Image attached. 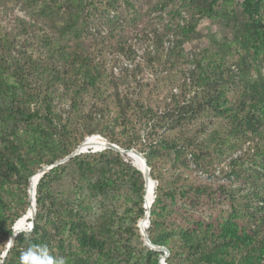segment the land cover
Segmentation results:
<instances>
[{"label":"rangeland","instance_id":"374dc122","mask_svg":"<svg viewBox=\"0 0 264 264\" xmlns=\"http://www.w3.org/2000/svg\"><path fill=\"white\" fill-rule=\"evenodd\" d=\"M77 1L80 0H0V28L21 47L24 44L21 38L24 30L34 29L38 33L45 30L54 37V42L79 45L87 52V62L91 66L98 70L105 69L108 74L112 68L113 75L119 69L124 72L123 67L126 65L124 61L119 60L117 52L133 47L138 54L137 60H140L137 70L143 78L142 82L147 85L146 88L159 86L164 92L172 86L175 88L177 83L155 82L156 77L160 76V68L158 60L153 59L156 55L151 51L149 36L150 31L158 30L170 37L179 36L182 40L180 53L174 56V60L178 61L173 60L180 63L175 69L181 70L179 83L185 78H190L192 74L194 75L191 77V84L198 78L202 79L204 72L196 69V60L203 53L211 51L217 54L213 58L221 56L229 64L230 83L223 84L220 88L230 96V100L237 95L240 101L250 106L252 97L263 93L264 0H82L79 4ZM76 9H81V17L74 25L75 30L66 38L60 34V30L69 22L68 18H71ZM253 28H257L259 32ZM18 53L16 49L11 57L17 56ZM148 53L149 57L152 56L150 59ZM173 55L168 56L167 52L163 51L160 60L169 59L171 62ZM38 57L42 59V63L50 64L46 53L42 52ZM204 64L201 68H205ZM42 70L43 67L40 71ZM57 70L59 75H56ZM171 70L176 73L173 67ZM47 74L49 79H45V90L39 92L35 101L28 105L31 111L38 108L41 114H50L54 125L63 123L72 129L80 125L79 119L83 113L96 112L92 120L98 128L107 136L121 138L120 126L112 120L114 109H103V96L111 90L107 89L103 95H99L100 93L97 94L98 92L86 85L85 81L74 83L70 75L63 76V68L59 65ZM172 77L171 75L170 78ZM38 80L37 74L26 71L24 89L36 88L41 82ZM135 84L134 82L133 85ZM101 108L103 110L99 112ZM226 120L224 115L211 113L203 119L205 126L200 129L201 137L206 141L203 143L204 153L200 156L201 159L211 160L212 169L209 174L212 188L209 197L211 205L205 217L211 216L215 224L225 222L232 215L235 204L232 194L241 189V185H237L239 176L245 181L244 185L250 188L257 185L264 171L263 156L258 151L259 140H256L264 129L243 134L247 141L235 152L227 143L219 146L217 141V137L227 134ZM39 123L48 124L44 119ZM15 125L17 133L9 135L16 144L11 151L4 149V140L0 138V255L8 240L7 225L22 209L25 191L26 194L28 191L24 177L32 170L37 172L45 166L39 157L29 153L23 145L26 138L37 136L34 126L27 125L23 120H18ZM4 127V124H0V131H3ZM75 133L78 134L77 131ZM85 137L88 136L81 138L68 154L56 161L68 156ZM229 138L233 139L232 136ZM206 148H209V151ZM103 150L105 149L82 152L58 164L61 165L60 168L53 171L43 184L42 199L45 206L39 211V218L43 222L49 216L54 225H57L59 222H65L68 215L74 219L77 213L81 216L83 223L78 228L74 231L65 229L61 234L70 249L76 251L73 264H141L142 261L153 258L146 248L158 252L159 261L163 251L148 247L138 228V223L143 217L145 194L142 174L141 177H129L128 173L116 165L114 154L99 156ZM86 153L97 155L94 157ZM6 154H9L12 166L17 172H11L6 167ZM239 154L247 156H238ZM43 156L46 158L47 154ZM76 156L78 159L74 160ZM122 156L128 157L132 165L139 167L129 155ZM174 157L176 163L185 156ZM187 160L184 177L190 168L195 167L189 155ZM88 164H91V167L85 171ZM201 176L206 179L208 177L206 174ZM151 185L153 190L154 182H151ZM241 193H238L236 198L238 203L244 198ZM180 204L179 202L177 206ZM175 207L170 209V226H183L185 215L177 212ZM258 210L259 215L264 217L263 201L259 203ZM61 211L66 213L64 219H61L58 213ZM148 228L149 225L145 228L147 236ZM54 230L55 228L51 232ZM21 233L26 234L27 231ZM42 243L50 244L55 249L63 245L58 238L52 239L48 236L42 238ZM168 256L169 252L166 253L165 259ZM175 264L190 263L175 260Z\"/></svg>","mask_w":264,"mask_h":264},{"label":"trees","instance_id":"16d2710c","mask_svg":"<svg viewBox=\"0 0 264 264\" xmlns=\"http://www.w3.org/2000/svg\"><path fill=\"white\" fill-rule=\"evenodd\" d=\"M79 3H82V0L77 1V4ZM80 17L81 9H76L71 18H68L69 22L62 26L60 34L67 38L75 30L74 25ZM253 29L259 32L257 28ZM150 33L151 51L156 55L153 59L158 60L160 68V76L156 77L155 82L177 83L175 88L172 86L164 92L159 86L146 88L147 85L142 82L143 78L139 76L140 72L137 70L140 60H137L138 54L133 47L117 52L119 60L124 61L126 65L123 67L124 72L119 69L113 75L112 68L108 74L105 69L98 70L91 66L87 62V52L79 45L54 42V37L45 30L40 33L34 29L24 30V34L21 35L24 44L21 47L0 28V124L5 125L3 131H0V138L4 140L3 147L8 152L15 147L16 144L9 135L17 133L15 124L18 120H23L27 125L34 126V130L38 133L37 136L31 135L23 140V145L29 153L39 157L44 165L51 164L68 154L81 138L89 135L99 134L124 149L135 148L144 156L150 168V176L155 180L148 237L152 244L168 250L166 264H175V260L190 264H264V217L259 215L258 210L259 203L264 202V171L255 187L249 188L244 185L245 181L243 182V178L239 176L237 185H241V189L238 193L242 192L244 198L238 203L236 199L238 193H233L232 200L235 204L232 215L225 222L215 224L211 216L205 217L211 205L209 199L212 189L209 181L212 170L211 160L201 159L200 156L204 153L203 143L206 142L205 138L201 137L200 129L205 126L203 119L211 113L224 115L227 119V134L217 137V141L219 146L227 143L235 152L239 151L242 144L247 141L243 134L264 129L262 126L264 125V89L261 95L259 93L252 97L250 106L240 101L236 94L230 100V96L220 88L223 84L230 83L229 64L221 56L213 58L217 54L211 51L203 53L196 60V69L204 72L203 78H198L194 84H191V77L194 75L192 74L190 78H185L179 83L181 70L175 69L180 63H175L173 60L174 56L180 53L181 38L175 35L170 37L158 30H152ZM79 37L82 38L81 35ZM80 38L79 40H82ZM16 49L19 53L11 57ZM163 51H166L168 56L174 54L170 58L171 62L169 59L160 60ZM42 52L47 54L50 64L42 63V59L38 57ZM149 55L148 53V57ZM205 59L208 60L204 64ZM203 64L205 68H201ZM57 65L63 68V76L70 75L74 83L85 81L86 85L94 88L97 94L100 93L99 95H103L107 89L111 90L103 96V109L107 111L114 109L112 120L120 126L121 138L107 136L98 128L92 120L96 112L83 113L79 119L80 125L72 129L63 123L54 125L50 114H41L38 108L30 110L29 103L34 102L39 92L45 90L43 88L47 83L45 79H49L47 73L55 70ZM41 67H43L42 71H40ZM172 67L176 73L171 70ZM26 71L39 76L38 82H41L36 88L24 89ZM191 71L195 72L194 69ZM56 75H59V72ZM103 109L101 108L99 112ZM41 119L48 124L39 123ZM76 131L78 134L75 133ZM230 136L233 137L232 140ZM257 139L258 151L262 153L260 155L263 156L264 161V132L256 137ZM206 149L209 151V148ZM44 154H47L46 158ZM86 154L94 157L97 155V153ZM104 154H114L116 165L128 173L129 177H141V172L132 165L128 157L110 149L103 150L99 156ZM187 155L190 156V161L195 167L190 168L184 177L183 171L188 166ZM240 155L247 156V154L238 156ZM5 156L8 157L5 161L6 167L11 172H17L12 166L9 154ZM174 156L185 157L175 163ZM73 159H78V156ZM262 164L264 167V162ZM60 166L50 169L37 181L34 194V227L30 233H20L14 237L13 245L8 249L3 264H21L23 252L33 245H47L50 255L63 256L67 264H73L76 251L70 249L61 234L65 229L74 231L78 228L83 223L81 216L77 213L74 219L68 215L65 222H59L57 225H54L49 216L43 222L39 218L41 216L39 211L45 206L42 199L43 184ZM86 167L85 171H88L91 164ZM34 173L36 171L32 170L24 177L25 187H28L27 179ZM202 174H206L207 179L203 178ZM179 202L181 204L177 206ZM27 205L28 191L27 194L25 191L22 209L7 225V239L12 234L11 227L14 221L25 213ZM173 206H176L177 212L185 215L183 226L175 227V224L170 226L169 213ZM58 213L61 219L66 215L63 211ZM142 213L144 214V207ZM53 228L55 230L51 232ZM44 236L58 238L63 245L55 249L50 244H43ZM146 250L153 258L146 259L141 264H160L157 260L158 252L148 248Z\"/></svg>","mask_w":264,"mask_h":264},{"label":"water","instance_id":"95a60500","mask_svg":"<svg viewBox=\"0 0 264 264\" xmlns=\"http://www.w3.org/2000/svg\"><path fill=\"white\" fill-rule=\"evenodd\" d=\"M99 136L102 137L101 135H99ZM86 138L87 137H85L82 140V142L77 146V148L74 149L65 158H63V159H61L59 161H55V162H53L51 164L45 165L42 168H40L37 171L38 174H39V176L41 177L42 175H44L46 172H48L53 167L57 166L58 164H60L61 162H64L67 159H70L71 157L75 156L76 154H79V153H82V152H87V151H96V150H99V149L110 148V149H113V150L119 152L121 155H127V154H134V155H136L140 159V161L142 162L143 168L141 169V168H139L137 166H135V167L141 172V174L143 176V179H144V182H146L149 179L151 182H154V184H155V181L150 176V168L148 167V165H147V163L145 161L144 156L142 155V153H140L139 151H137L135 148H128V149L121 148L118 145H116V144L108 141L104 137H102V138H104L106 140V143L105 144H101V146H99V147H92L93 146L92 144H87L86 143L87 142ZM40 177H39V179H40ZM39 179H38V181H39ZM28 182H29V179H28ZM28 197H29V190H28ZM154 197H155V194H154ZM149 215H150V211H148L147 212V215H146V221H147V224L148 225H149ZM18 219L15 220L14 223H13V225L11 227V230L12 231H13V226L16 224V222L18 221ZM28 223H32L33 224V217H32V219ZM139 232H140V235L143 238L144 243L148 247L153 248L155 250H159L161 252L163 251V254H161L160 257H159V263L160 264H166V262H165V255L168 252L167 249L164 248V247H161V246H157V245L152 244L150 242L147 234H146V230H144V231L139 230ZM9 238H12V234L10 235ZM9 238H8V240H9ZM8 240L6 241L4 250L2 251V253L0 255V260H2V264H3L4 257L6 256V255H3V253L6 252V254H7V251H8V248H7V242H8Z\"/></svg>","mask_w":264,"mask_h":264},{"label":"bare ground","instance_id":"6f19581e","mask_svg":"<svg viewBox=\"0 0 264 264\" xmlns=\"http://www.w3.org/2000/svg\"><path fill=\"white\" fill-rule=\"evenodd\" d=\"M87 140V144H92V147H99L101 146V144H105L106 140L102 137L98 136H88L86 138ZM130 157H132L137 165L139 166V168H143L142 162L140 161V159L134 155V154H127ZM39 174L38 172L34 173L33 175L30 176L29 178V186H28V190H29V197H28V207L25 211V213L18 219L17 223L20 224H24L26 225L28 220H31L32 217L34 216V210H35V198H34V193H35V187L37 184V181L39 179ZM153 200V190H152V185H151V181L148 179L145 182V194H144V198H143V207H144V214L143 217L140 221V223H138V228L141 231H144L147 225V221H146V215L147 212L150 210V205L152 203ZM15 224V225H16Z\"/></svg>","mask_w":264,"mask_h":264},{"label":"clouds","instance_id":"9594fccd","mask_svg":"<svg viewBox=\"0 0 264 264\" xmlns=\"http://www.w3.org/2000/svg\"><path fill=\"white\" fill-rule=\"evenodd\" d=\"M33 227L34 224L32 223H27L26 225L17 223L14 225L12 238H9L7 248L10 249L12 247L16 235L23 231L30 233ZM3 255H6V252ZM0 264H2V260H0ZM21 264H67V260L63 256L50 255L47 245H33L23 252Z\"/></svg>","mask_w":264,"mask_h":264}]
</instances>
